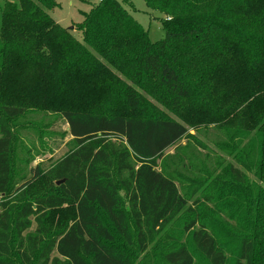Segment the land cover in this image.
I'll use <instances>...</instances> for the list:
<instances>
[{
    "label": "trees",
    "instance_id": "obj_1",
    "mask_svg": "<svg viewBox=\"0 0 264 264\" xmlns=\"http://www.w3.org/2000/svg\"><path fill=\"white\" fill-rule=\"evenodd\" d=\"M144 1L166 15L165 35L154 42L118 0H101L82 12L76 27L81 40L48 13L56 0L5 1L0 17V264H17L12 231L22 264L34 258L33 264H134L124 247L146 252L188 209L192 217L182 229L190 231L195 249L209 264H226L197 215L198 199L188 205L191 197L180 192L176 177L159 169L169 147L182 139L196 142L189 126L237 124L240 133L254 132L236 161L251 171L249 163L257 160L255 177L263 185L229 164L230 184L222 181L220 195L235 188L247 210L253 206L257 213L264 198V0ZM146 84L184 123L140 115L144 98L134 85ZM8 91L14 104L3 103ZM29 105L57 111L76 147L43 173L36 166L16 190V200L9 194L13 134L7 123ZM39 177L53 188L31 194ZM212 196L207 191L202 198ZM67 205L73 217L50 232L49 214ZM253 234L238 237L234 264H264V248ZM160 260L194 264L185 245L164 250Z\"/></svg>",
    "mask_w": 264,
    "mask_h": 264
},
{
    "label": "rangeland",
    "instance_id": "obj_2",
    "mask_svg": "<svg viewBox=\"0 0 264 264\" xmlns=\"http://www.w3.org/2000/svg\"><path fill=\"white\" fill-rule=\"evenodd\" d=\"M5 1L0 0V17ZM118 1L147 32L151 42L164 37L165 32L162 26V20L166 18L164 13L151 9L144 0ZM56 2L57 7L49 10L48 13L61 26L66 28L72 26L74 36L81 40V33L76 29L82 21V13L79 12L80 10L81 12L88 11L90 7L98 3V0H56ZM234 19L236 20V17ZM242 19L240 18V20ZM241 25H244V22H241ZM243 28L245 27L242 26L240 29ZM97 58L102 60L101 57ZM133 70L132 66L127 67L128 73H132ZM124 81L129 82V80ZM122 84H118L117 87L120 95L123 90ZM150 85L152 84L134 85L137 92L141 93L144 98L140 115L169 117L184 123L174 111L158 102L149 89ZM3 103H15L10 91L5 94ZM7 124L13 134L9 194L17 197L15 198L17 200L19 196H16V190L33 175L36 166L41 173L45 172L46 169L72 151L76 145L69 134L65 120L51 108H40L36 105L26 106L21 116L8 119ZM236 125L201 124L198 127L188 125L189 132L196 142L182 139L169 147L165 151L164 157L158 160L159 169L174 175L178 180L177 185L180 192L191 197L188 205L193 206V201L198 199L197 215L205 228L213 235L217 249L226 255V264H234L237 239L242 235L249 234L250 230H254L253 235H256L258 244L260 243L264 248V198H262L261 205L258 206L257 213H255L257 217H255V214L252 213L253 206L251 210H247L246 204H243V198L240 196L242 192L231 187L226 189L223 195H220L222 181L226 180L225 182L230 184L226 174L228 165L232 164L236 168L242 169L236 161V153L239 150L245 153L249 148L246 146L248 141L254 137V132L248 135V132H241V134ZM249 157L251 158L250 155ZM254 158L258 159L259 156L251 159ZM256 161L253 160L249 163L252 165L251 171L244 168L242 170L251 182L254 181L261 187L263 184L255 177ZM51 184L44 177H39L30 186L31 194L45 193L47 188H53ZM199 184V189L193 191ZM207 191H211L213 194L209 200L202 198ZM247 211L248 213H246ZM73 215L74 211L70 205L51 212L47 222L50 232L61 230ZM191 217V211L184 210L160 233L159 241L144 253H137L135 249L124 247L134 258V264H162L160 260L162 252L178 248L180 245H185L193 255L194 264H209L195 249L190 239V231L185 232L182 229L183 222ZM255 219L256 222H254ZM34 226L33 224L31 232H33ZM15 240L16 237L12 231V256L17 264H22L15 252ZM33 263H36L35 258L32 260Z\"/></svg>",
    "mask_w": 264,
    "mask_h": 264
},
{
    "label": "water",
    "instance_id": "obj_3",
    "mask_svg": "<svg viewBox=\"0 0 264 264\" xmlns=\"http://www.w3.org/2000/svg\"><path fill=\"white\" fill-rule=\"evenodd\" d=\"M70 29L73 28L72 26L69 27ZM62 181H56V184H60Z\"/></svg>",
    "mask_w": 264,
    "mask_h": 264
},
{
    "label": "crops",
    "instance_id": "obj_4",
    "mask_svg": "<svg viewBox=\"0 0 264 264\" xmlns=\"http://www.w3.org/2000/svg\"><path fill=\"white\" fill-rule=\"evenodd\" d=\"M82 12H84V11H82ZM82 12H81V10H80V12H79V13L81 14Z\"/></svg>",
    "mask_w": 264,
    "mask_h": 264
},
{
    "label": "built area",
    "instance_id": "obj_5",
    "mask_svg": "<svg viewBox=\"0 0 264 264\" xmlns=\"http://www.w3.org/2000/svg\"><path fill=\"white\" fill-rule=\"evenodd\" d=\"M98 1H101V0H98Z\"/></svg>",
    "mask_w": 264,
    "mask_h": 264
}]
</instances>
